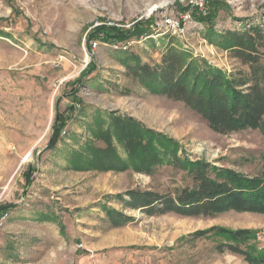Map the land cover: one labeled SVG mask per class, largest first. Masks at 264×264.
<instances>
[{"label":"rangeland","instance_id":"rangeland-1","mask_svg":"<svg viewBox=\"0 0 264 264\" xmlns=\"http://www.w3.org/2000/svg\"><path fill=\"white\" fill-rule=\"evenodd\" d=\"M192 1L0 0V206L14 205L1 219L0 264H247L216 252L221 238L193 237L214 227L253 230L257 247L264 246V214L147 216L106 199L131 189L172 192L189 184L181 171L163 166L145 175L75 171L68 165L69 153L92 140L96 112L103 118L118 112L176 141L190 161L264 180L260 129L216 134L182 103L131 84L116 53L127 43L98 41L88 52L86 36L97 26L129 29L151 21L153 35L125 49L144 62H159L172 43L230 75L245 70L204 38L203 25L181 19L194 10L201 14ZM204 1L210 11L217 7L218 31L241 30V24L264 27V0ZM167 20L179 22L181 32L172 33ZM90 69L85 84L77 83ZM56 113L69 118L60 141L48 149ZM102 205L133 221L112 227Z\"/></svg>","mask_w":264,"mask_h":264},{"label":"trees","instance_id":"trees-1","mask_svg":"<svg viewBox=\"0 0 264 264\" xmlns=\"http://www.w3.org/2000/svg\"><path fill=\"white\" fill-rule=\"evenodd\" d=\"M212 8L211 11L206 8L205 15L191 11V20L203 25L207 41L228 52L245 70L230 75L189 50L168 43L157 63L144 62L129 49L117 51L118 63L124 68L123 76L150 95L182 103L216 134L250 129H260L264 133V27L241 24V30L218 31L215 29L217 7ZM186 10L180 9L182 13ZM149 24L151 21H141L129 29L97 26L86 36L88 52L91 43L98 41L121 45L153 35ZM92 70L76 82L85 84ZM68 118L64 113H56L48 149H53L60 141ZM93 123L92 140L82 150L69 153L70 169L151 175L156 168L166 166L183 172L189 179V184L172 192L131 189L106 197L117 202L123 211L187 218H213L225 212L264 214V180L251 179L207 162L190 161L181 155V146L176 141L118 112L107 113L103 118L97 111ZM31 170L24 174L25 178ZM13 207L0 206V217ZM101 209L112 227H122L133 221L132 217L106 205ZM208 233L221 238L216 252L239 256L247 264H264V247L258 249L255 231L214 227L196 232L193 237Z\"/></svg>","mask_w":264,"mask_h":264},{"label":"built area","instance_id":"built-area-1","mask_svg":"<svg viewBox=\"0 0 264 264\" xmlns=\"http://www.w3.org/2000/svg\"><path fill=\"white\" fill-rule=\"evenodd\" d=\"M204 2H205L204 0H194V2L193 1L190 2V5H191V7L197 8L201 12L202 15H205L207 12H206V8H205V5H204L205 4ZM181 19L184 20V21L189 20V19L191 20L189 14L182 16ZM166 26L169 28V30L172 33L181 32L179 22H172L171 20H167L166 21ZM129 46H130V44L127 43L126 46H122V49L125 50ZM5 215L6 214H4L3 216L0 217V228L2 226L1 219H3ZM263 247L264 246L261 247V246L258 245L259 249H261Z\"/></svg>","mask_w":264,"mask_h":264}]
</instances>
